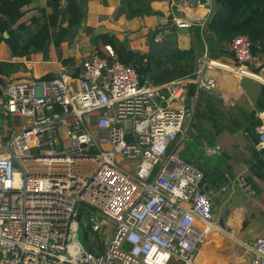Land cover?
I'll list each match as a JSON object with an SVG mask.
<instances>
[{"label":"built area","instance_id":"obj_1","mask_svg":"<svg viewBox=\"0 0 264 264\" xmlns=\"http://www.w3.org/2000/svg\"><path fill=\"white\" fill-rule=\"evenodd\" d=\"M212 4L200 0L202 16L181 17L179 11L192 7L169 0L172 18L160 22L153 42L173 26H203ZM105 48L111 61L90 54L78 73L77 65L59 62L52 78H11L0 100V264H200L217 225L203 172L176 154L194 113L189 85L195 84L194 102L200 89L217 87L219 73L238 86L247 80L264 86L256 70L263 54L254 55L250 40L237 35L232 59L209 58L205 45L191 76L145 86L133 66ZM254 132V149L262 152L264 109L256 113ZM223 177L221 191L236 186L256 195L244 175ZM98 217L113 226L101 251L90 230L99 229ZM244 246L248 264H264L263 235Z\"/></svg>","mask_w":264,"mask_h":264},{"label":"trees","instance_id":"obj_2","mask_svg":"<svg viewBox=\"0 0 264 264\" xmlns=\"http://www.w3.org/2000/svg\"><path fill=\"white\" fill-rule=\"evenodd\" d=\"M65 1L66 8L61 5L60 0H46V12L32 16L31 23L25 25V22H19V20L26 13L24 5L30 0H0V40L5 42L11 58H22L30 53H44L50 42L53 43L60 58L61 42L66 39L72 40L79 35L88 2V0ZM152 1L154 0H120L111 17L114 20L121 16L128 20L137 16L162 17V12L152 7ZM177 28L173 26L172 33L167 35L171 37L176 35ZM186 28L193 35V40L188 46L179 47L176 44L177 38L171 39L170 44H175V47L158 58H150L146 53L131 49L126 37L118 38L115 34L109 35L108 32L92 36L90 54L96 53L111 61L112 58L105 48L109 45L116 59L134 67L141 83L150 79L152 85L191 76L198 68L197 60L205 45L209 58L232 59L234 54L231 49V40L237 35L246 36L251 42V52L254 55H261L264 54V0H213L211 11L205 18L203 26L194 24ZM4 32L7 33V37H4ZM80 63L76 66V73L81 70ZM18 69L19 64L16 62L0 61V72L5 75L10 76ZM53 76L49 74L42 79ZM242 88V97L256 96L252 110L241 108L232 101L225 102L207 89H200L194 102L195 84L189 85V103H195L194 113L188 134L182 140L186 145L180 155L187 162H195L203 172L205 189L209 187L218 189L225 183V180L218 169L209 170L203 163L198 162L200 157L207 159L203 155L204 151L202 152L201 146L203 147L204 143L215 146L222 138L230 140V137H240L239 134L243 132L244 126L248 124L250 128L257 111L264 109V86L258 87L256 84L250 85L243 82ZM0 97L1 99L4 97L1 92ZM255 123H252L249 130L253 144L256 142ZM233 141L230 140V145L234 152L244 153L242 158L247 165L244 175L256 189L257 195L260 188L256 180L264 183V150L258 153L253 144H244V150L241 151L238 144L233 145ZM187 149L193 150L198 158L192 161V158L187 155ZM219 155L227 156L223 151H220ZM78 208L79 210L87 209L82 204Z\"/></svg>","mask_w":264,"mask_h":264},{"label":"crops","instance_id":"obj_3","mask_svg":"<svg viewBox=\"0 0 264 264\" xmlns=\"http://www.w3.org/2000/svg\"><path fill=\"white\" fill-rule=\"evenodd\" d=\"M119 1L120 0H88L86 16L82 22L79 35L72 40L66 39L65 41L61 42L60 58L58 57L56 48L52 42L48 44L44 53H30L22 58H11L8 54L5 42L0 40V61L6 60L19 64L18 71L11 73L9 77L26 79L42 78L49 74L55 75L57 72V63L59 62L64 65H77L81 62L82 58L88 56L92 52V36L102 32H108L109 35L115 34L118 38L126 37L129 41V47L131 49L147 54V47L145 46V41L147 39L146 34L149 32H154L162 20L170 21L172 18L171 16H167V13L169 12V0H154L151 3L154 9L160 10L162 12V17L137 16L128 20L124 16H121L117 20H114L112 19L111 15L115 7L119 5ZM60 2L61 5L66 8V1L60 0ZM28 5L29 7L26 10V13L19 20V22H25V25H29L31 23L32 16H37V14L46 12V0H30ZM201 10L202 9L199 7L197 9H183L179 11V16L186 17L188 14L200 16L202 14ZM199 12L200 14H198ZM176 14H178V12ZM176 35V44H178V42L181 41V37L179 38V34L177 32ZM190 41H192V39L188 40L187 45L182 47H187ZM224 77L225 80L227 79L226 77H228V81H226L228 85L226 95L228 97L224 98L222 94L218 97H221L225 102L230 101L229 99L231 97H237L238 100L242 93L240 96L237 95L239 92L237 79L231 75ZM234 93L236 95H234ZM245 97L248 99V102L242 101L241 103L244 105V107H246L245 109L252 110L254 108L256 96L254 95L252 98L249 96ZM255 122V119L251 121V127L252 123ZM251 127L249 128L248 124H246L243 128V131H246V129L249 131ZM238 155L242 158L244 153L242 152ZM242 160L245 162L243 158ZM192 164L194 166L197 165L195 162ZM246 168L247 165L242 168V171H246ZM215 169H218V171L221 170V172L219 171L221 174L225 172L227 173L228 171H225L227 169L229 170L228 173L232 175L236 173L240 174L241 170L228 166L227 163H224L223 169H221V167H215ZM206 184H208V182ZM220 189L221 187L218 189H213L212 187L207 188L209 194H211V199H220L219 195L222 194ZM227 189L231 190L233 187H229ZM226 198L232 201L231 196H226ZM214 202L212 201V206L215 223L217 226L215 225L216 228L212 231L213 235L209 238V241L199 252V256L201 257L200 264H211L217 259H221L225 263L232 264L230 262L231 258L237 264H248L250 253L246 246H244V242L255 235L264 236V219L257 217L254 212L256 201L248 203V205H244V200L240 204H230L229 201H227L229 204L227 206V213L224 219L218 217L216 212L217 206H215L217 203ZM250 208H252L251 211ZM250 213L254 215L252 216ZM221 247L223 248V253L216 255L218 249Z\"/></svg>","mask_w":264,"mask_h":264},{"label":"rangeland","instance_id":"obj_4","mask_svg":"<svg viewBox=\"0 0 264 264\" xmlns=\"http://www.w3.org/2000/svg\"><path fill=\"white\" fill-rule=\"evenodd\" d=\"M202 12H204L203 9H202ZM202 14H204V13H202ZM176 32L179 34V38L181 37V39H180L181 41L178 42L179 47L186 46L188 43L187 42L188 40H190V39L193 40V35L190 33V31L188 33V29L186 27L185 28H183V27L177 28ZM146 37L151 40L152 39L151 32L147 33ZM252 66L254 67V65H252ZM256 70H257V73H259L261 76L264 77V54L262 55V58H261V66L259 69H256ZM217 76H218L217 77V83H218L217 87L214 90H211V92L217 96L222 94L224 96V98H227L228 96L226 95V91L228 89V85H227L226 81H228V77H226L227 79L225 80V77L223 76L222 73H219ZM243 82H246L250 85L256 84V82L254 80L243 81ZM242 83L240 84L241 91H240V88H238L239 89V92H238L239 96L243 92ZM234 95H236V94L234 93ZM229 100L232 102H235L238 106H241L243 108H246V107H244V105L241 102L242 101L248 102V99L246 97H242V95L238 100H237V97H231ZM249 107H250V105H249ZM7 120L10 121V118L7 117ZM239 135L241 138L234 136V137H230V140H234L233 145L235 146L236 144H238L239 145L238 148L241 151L244 150V144H249V145L253 144L252 136L250 135L249 131H247V129H246V131L241 132ZM230 140H227L226 138H222L219 142L216 143L215 146H209L205 143H204V145L202 144L203 147L201 146V150L203 148L202 152L204 151L203 155L207 158L206 160L203 157L198 158L196 153L193 150L189 151L187 149L186 150L187 155H188V157L192 158L191 159L192 161L195 158H198V162L203 163L205 165V167L209 168V170L215 169V167L216 168L221 167V169H223L224 163H227L228 166H231V167L237 168V169H241L240 174L244 175L245 171H242V168H244V166H246L245 162L242 160L241 157H239V155L236 152H234L232 146L230 145ZM185 145H186L185 142H181L178 146V149L176 150V154L179 155L180 157H181L180 152L182 151V149L184 148ZM209 147H217L215 153L212 156H207L205 154V150ZM220 151H223L227 156L221 157L219 155ZM219 171L221 172V170H219ZM225 171L229 172V170H227V169ZM236 174H233V175H236ZM257 184L259 185L260 191H259V194L255 195L254 197H248L246 194L241 193L236 186H234L233 189H231V190L227 189L226 191H220L222 193L221 195H219L220 199H217V200H215L216 198L211 199V201H213V202L215 201L217 203V204H215V206H217L216 212H217L218 217H220L221 219H224L226 217L227 206L229 203L230 204H235V203L240 204L244 200L245 201L244 205H248V203L256 201L255 207H254L255 208L254 209L255 215L261 219H264V183L257 180ZM226 196H229V197L231 196L233 202L230 199L226 198ZM210 197H211V195H210ZM227 201H229V203ZM251 210H252V208H250V211ZM80 212L84 213V210H80ZM85 215H87L86 212H85ZM97 222H99V229L91 228L90 230L93 233V235L95 236V239L97 240V242L99 244L100 251H101L102 245H104L108 242V238H109V235H110V232H111L113 226H112V224L105 222L104 220L100 219L99 217L97 219ZM222 250H223L222 247L220 249H218V252L216 253V255H218L219 253L220 254L223 253ZM199 255L197 257L198 263L201 262V257ZM230 262L232 264H237V263H235V261L232 258L230 259Z\"/></svg>","mask_w":264,"mask_h":264},{"label":"water","instance_id":"obj_5","mask_svg":"<svg viewBox=\"0 0 264 264\" xmlns=\"http://www.w3.org/2000/svg\"><path fill=\"white\" fill-rule=\"evenodd\" d=\"M193 9H197L198 8V2L200 0H185ZM153 32H151V35L153 37ZM3 35L5 37H7V33L4 32ZM177 37L176 35H173L172 37L169 35H166L164 37V39L159 42V43H155L153 42V38L150 39H146L145 41V46L147 47V56L152 58H158L161 57L164 53H166L167 51H169L171 48L175 47V44H170V40L173 39L175 40ZM11 81V78L8 75H5L3 73L0 72V92L2 94L6 93L7 87L9 85ZM150 79H148L144 84L145 86H147L149 84ZM3 107L2 105H0V135L2 136L4 134V129H3V124H4V116H3ZM124 138L129 141L132 140L131 135L130 134H125ZM91 218H93L94 213H90ZM91 224L93 223V219H91ZM78 234V240L80 241V243L83 245V235L81 232V229H78L77 231Z\"/></svg>","mask_w":264,"mask_h":264},{"label":"clouds","instance_id":"obj_6","mask_svg":"<svg viewBox=\"0 0 264 264\" xmlns=\"http://www.w3.org/2000/svg\"><path fill=\"white\" fill-rule=\"evenodd\" d=\"M264 78V77H263ZM248 81V80H247ZM243 82V81H242ZM241 82V83H242ZM257 84V83H256ZM258 85V84H257ZM258 87H260V86H258ZM238 88H240L241 89V87L240 86H238ZM238 94V93H237ZM4 95V94H3ZM258 112V111H257ZM255 120H256V115H255ZM255 126H256V123H255ZM255 133V132H254ZM255 144V143H254ZM254 144H253V147H254ZM258 153H261V152H258Z\"/></svg>","mask_w":264,"mask_h":264},{"label":"bare ground","instance_id":"obj_7","mask_svg":"<svg viewBox=\"0 0 264 264\" xmlns=\"http://www.w3.org/2000/svg\"><path fill=\"white\" fill-rule=\"evenodd\" d=\"M201 11H202V10H201ZM202 13H203V12H202ZM198 14H200V12H199ZM212 235H213V234H211V236H212ZM211 236H210V237H211ZM210 237H209V238H210ZM206 243H207V242H206ZM206 243H205V244H206ZM205 244H204V245H205Z\"/></svg>","mask_w":264,"mask_h":264}]
</instances>
